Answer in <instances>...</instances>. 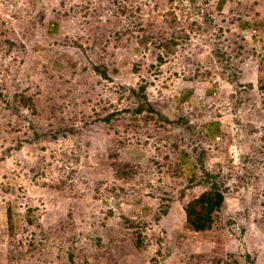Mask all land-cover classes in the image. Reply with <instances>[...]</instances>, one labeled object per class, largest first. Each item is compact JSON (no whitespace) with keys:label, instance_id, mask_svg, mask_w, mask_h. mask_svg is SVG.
Listing matches in <instances>:
<instances>
[{"label":"rangeland","instance_id":"obj_1","mask_svg":"<svg viewBox=\"0 0 264 264\" xmlns=\"http://www.w3.org/2000/svg\"><path fill=\"white\" fill-rule=\"evenodd\" d=\"M218 1L0 0V264H264V0Z\"/></svg>","mask_w":264,"mask_h":264},{"label":"trees","instance_id":"obj_2","mask_svg":"<svg viewBox=\"0 0 264 264\" xmlns=\"http://www.w3.org/2000/svg\"><path fill=\"white\" fill-rule=\"evenodd\" d=\"M223 2V0L218 1L220 6L221 4H223ZM53 25L55 27V24ZM249 26H253V24ZM221 55L225 56V53L221 52ZM226 59L227 57L225 58V60ZM94 69H96L98 73H100L102 76L106 77L107 74L105 68L95 65ZM130 90L134 95L137 96V99L139 101L137 107L133 110V112L141 113L143 109L154 111V108L150 105V103L147 102L146 96L144 94L145 85H140L138 89L130 88ZM21 99L24 102H29V98H25L24 96H21ZM109 119V116L106 117L107 121H109ZM209 129L211 131V128ZM210 131L208 130V136H214L215 138H218V135L215 131H212L213 133ZM113 165H115L116 172L119 177L132 176V169L128 172V169H125V167L120 168L121 166H119V163H113ZM225 190L226 189L220 184H217V182L210 180L209 185L204 191H202L200 194L190 199L186 203V205L184 206L185 223L190 230L195 232H204L206 230L211 229L214 223L215 215L223 207L225 201ZM163 211L166 212V210ZM11 217V208H8L7 218L9 227L12 229L13 221ZM69 258H72L71 254Z\"/></svg>","mask_w":264,"mask_h":264}]
</instances>
